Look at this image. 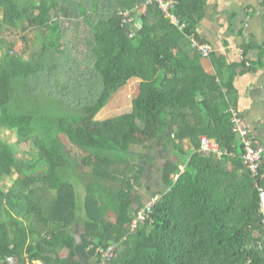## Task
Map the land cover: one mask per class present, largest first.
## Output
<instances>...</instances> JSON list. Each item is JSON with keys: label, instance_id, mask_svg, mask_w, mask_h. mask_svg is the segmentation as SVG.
<instances>
[{"label": "trees", "instance_id": "trees-1", "mask_svg": "<svg viewBox=\"0 0 264 264\" xmlns=\"http://www.w3.org/2000/svg\"><path fill=\"white\" fill-rule=\"evenodd\" d=\"M73 1L0 0V264H84L81 248L98 264H264V155L253 178L232 123L234 87L223 92L191 40L207 0H175L179 25L148 0ZM121 11L136 18L132 25ZM65 24L89 29V92L60 84ZM134 79L142 82L132 109L101 119ZM203 136L221 156L201 151ZM22 144L30 147L23 155ZM134 147L180 153L161 168L166 189L135 230L145 166ZM6 176H14L10 185ZM78 186L86 190L80 203Z\"/></svg>", "mask_w": 264, "mask_h": 264}, {"label": "crops", "instance_id": "crops-1", "mask_svg": "<svg viewBox=\"0 0 264 264\" xmlns=\"http://www.w3.org/2000/svg\"><path fill=\"white\" fill-rule=\"evenodd\" d=\"M142 11H138L139 15ZM140 19L135 24L136 32L143 28H139ZM197 33L198 40L213 50L208 58L204 57L201 61L205 72L217 76V82L220 86L224 85L225 93L227 85H233L231 96L236 105L232 107V113L241 116L243 127L257 143H264V0H207L206 12ZM193 38L196 37L191 40ZM135 80L142 82L140 79L132 81ZM185 147L189 150L191 142L186 140ZM157 151L163 153L165 162H177L180 155L172 148L166 150L168 157L164 156L165 150L160 148ZM155 193H158L157 190L151 196ZM79 254L84 264H98L95 259L87 257L82 248ZM66 255L64 252L63 256ZM33 264L43 263L37 261Z\"/></svg>", "mask_w": 264, "mask_h": 264}, {"label": "rangeland", "instance_id": "rangeland-1", "mask_svg": "<svg viewBox=\"0 0 264 264\" xmlns=\"http://www.w3.org/2000/svg\"><path fill=\"white\" fill-rule=\"evenodd\" d=\"M78 0L73 1V4H76ZM92 17H97L96 14L92 15ZM67 28H71V31L68 32V38L66 42V50L63 52V56H60L61 68H63L64 72L61 74L62 81L60 84L65 88V92L69 89L70 91L75 92V94L80 93L82 90H86V92L90 91V81H94L95 79L90 76V72L88 73V77L90 80H82L84 79V74L86 71H90V56L88 55V44L84 43L86 40V36L89 34V29H78L74 27V25L69 26L65 24ZM63 26V25H62ZM33 37H30L35 41V44L40 45V32H33ZM7 35L4 34V36ZM32 44L31 45H35ZM65 49V47H64ZM59 59H57L56 64L59 63ZM59 69V66H58ZM69 77V78H68ZM80 79V80H79ZM58 84V82H56ZM95 85V83H91V85ZM59 85V84H58ZM132 87V91L130 88ZM140 83L139 81H131L128 84V87L124 90V88L118 93L107 105L104 110L99 115L101 119H105L112 116H118L122 113L129 112L132 109L133 100L138 95ZM129 90V91H128ZM4 138L11 144L15 145L17 142L16 136L13 133L8 132L4 135ZM70 147V146H69ZM134 150H137L144 157H138L137 163L143 164L145 166V172L143 174V180L140 185H138L136 189V198L133 208L137 211L136 218L138 217V213L143 210L146 205L154 203L156 198H152L151 193L157 190L158 193H161L166 188L161 182V168L163 167L166 158L162 157L163 153L151 152L148 150H143L142 147H134ZM19 154L23 155V153H28L30 150L29 145L22 144L17 146ZM72 155L77 161H81L83 157V151L79 150L76 147L70 148ZM159 155V156H158ZM164 156H167L166 150L164 151ZM163 158V159H162ZM147 159V160H146ZM4 177L3 183L10 185L13 182V178ZM78 199L79 203L82 202V198H85L86 190L84 187H77ZM112 221L115 220V217L111 216ZM136 223V221H135ZM136 229V228H135ZM134 229V230H135ZM65 252V251H64Z\"/></svg>", "mask_w": 264, "mask_h": 264}, {"label": "built area", "instance_id": "built-area-1", "mask_svg": "<svg viewBox=\"0 0 264 264\" xmlns=\"http://www.w3.org/2000/svg\"><path fill=\"white\" fill-rule=\"evenodd\" d=\"M158 4L160 8L166 13L168 17L171 18L172 22L176 25H179V20L176 16H174L170 10L174 8L175 3L171 0H148V4ZM120 14L123 16V23L132 25L136 18L132 16L130 11H121ZM183 25L182 27H184ZM194 47L203 55V57L208 58L211 53H212V48L206 44L200 42L197 38L192 39ZM233 117H232V123L234 127V131L239 135L243 145H244V165L246 166L247 169L250 170L253 178H257L260 175V169L262 166V158L264 155V143L259 144L256 142V139L251 135V133L243 127V119L241 116L233 112ZM201 151L203 153H218L220 156L222 155V152L218 146L217 143L212 141L210 138L203 136L201 137ZM182 170H184V167H181ZM260 191V197H261V209L262 213L264 214V189L259 188ZM156 201V200H155ZM154 201V203H155ZM150 204L146 205V207L141 210L138 213V217L132 224V228L135 229L137 228L138 224L142 221H145V219L149 216V214L152 211V205L154 203L149 202ZM264 223V220H263ZM113 251L114 248H109L107 251H104V258L107 260H110L113 258ZM101 264H108L107 261H103Z\"/></svg>", "mask_w": 264, "mask_h": 264}, {"label": "water", "instance_id": "water-1", "mask_svg": "<svg viewBox=\"0 0 264 264\" xmlns=\"http://www.w3.org/2000/svg\"><path fill=\"white\" fill-rule=\"evenodd\" d=\"M143 20H144V16H142L140 21H139V28L143 27Z\"/></svg>", "mask_w": 264, "mask_h": 264}]
</instances>
